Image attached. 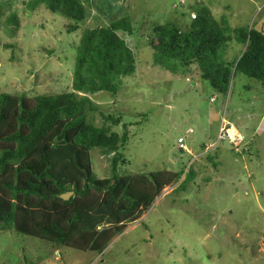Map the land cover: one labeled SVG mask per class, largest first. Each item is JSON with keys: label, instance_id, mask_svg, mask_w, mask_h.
I'll return each instance as SVG.
<instances>
[{"label": "rangeland", "instance_id": "374dc122", "mask_svg": "<svg viewBox=\"0 0 264 264\" xmlns=\"http://www.w3.org/2000/svg\"><path fill=\"white\" fill-rule=\"evenodd\" d=\"M31 1L0 0V93L31 100L73 92L82 32L127 19L131 33L117 34L132 50L134 71L120 78L115 94L79 93L96 106L87 122L120 136L126 132L116 176L181 175L101 253L0 229V264H264V85L235 73L220 94L194 66L171 74L154 65L150 45L155 25L173 23L186 31L205 6L230 29L225 58L231 61L245 49L232 34L235 28L264 34V0H80L84 18L76 23L43 4L30 7ZM222 121L234 126L242 143L234 151L219 141L203 153ZM114 153L91 149L98 179L112 177ZM187 170L192 179L179 190Z\"/></svg>", "mask_w": 264, "mask_h": 264}, {"label": "trees", "instance_id": "16d2710c", "mask_svg": "<svg viewBox=\"0 0 264 264\" xmlns=\"http://www.w3.org/2000/svg\"><path fill=\"white\" fill-rule=\"evenodd\" d=\"M38 4L75 23L84 18L80 0H32L29 6ZM8 21L15 22V18ZM76 29L71 25L68 32ZM117 32L129 35L130 22L122 18L82 32L75 54L73 92L31 100L0 93L1 230L101 253L128 223L151 207L164 187L180 178L181 173L159 172L116 176V154L126 141V132L120 136L87 122L88 112L96 106L79 93L115 94L120 78L134 71L132 50ZM232 32L245 49L228 61L225 50L230 29L217 22L205 6L186 31L173 23L155 25L150 43L153 64L171 74H186L187 70L179 68L194 66L200 78L220 94L227 93L235 73L264 85V34L247 26ZM105 118L113 125L119 122L113 115ZM95 147L104 153L115 151L111 178L98 179L93 173L90 151ZM192 175L185 172L177 188L184 190ZM67 192L72 195L63 200L61 195Z\"/></svg>", "mask_w": 264, "mask_h": 264}, {"label": "built area", "instance_id": "2783aa9c", "mask_svg": "<svg viewBox=\"0 0 264 264\" xmlns=\"http://www.w3.org/2000/svg\"><path fill=\"white\" fill-rule=\"evenodd\" d=\"M219 141H227L230 145H232L234 149H237V147L243 141V136L236 129H234L231 125H229L228 122L222 121L218 129V132H217L216 141L207 145L203 149V153H206L209 150H211L210 148L214 147ZM177 144L179 148L183 150L185 149L182 137H179L177 139Z\"/></svg>", "mask_w": 264, "mask_h": 264}, {"label": "water", "instance_id": "95a60500", "mask_svg": "<svg viewBox=\"0 0 264 264\" xmlns=\"http://www.w3.org/2000/svg\"><path fill=\"white\" fill-rule=\"evenodd\" d=\"M72 192H67L61 195L63 200H67L71 196Z\"/></svg>", "mask_w": 264, "mask_h": 264}, {"label": "bare ground", "instance_id": "6f19581e", "mask_svg": "<svg viewBox=\"0 0 264 264\" xmlns=\"http://www.w3.org/2000/svg\"><path fill=\"white\" fill-rule=\"evenodd\" d=\"M222 123V122H221ZM221 125V124H220ZM220 125H219V127H220ZM229 125H231V124H229ZM232 126V125H231ZM233 128H234V126H232ZM185 146V145H184ZM179 148V147H178ZM238 148V147H237ZM179 149H181V148H179ZM182 151H185V150H183V149H181ZM235 150H237V149H235Z\"/></svg>", "mask_w": 264, "mask_h": 264}, {"label": "crops", "instance_id": "0c3cea01", "mask_svg": "<svg viewBox=\"0 0 264 264\" xmlns=\"http://www.w3.org/2000/svg\"><path fill=\"white\" fill-rule=\"evenodd\" d=\"M219 128V127H218Z\"/></svg>", "mask_w": 264, "mask_h": 264}]
</instances>
